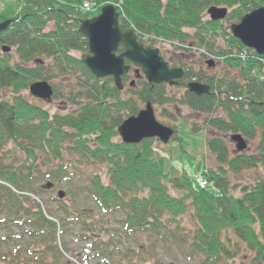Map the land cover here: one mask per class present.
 Here are the masks:
<instances>
[{
	"label": "trees",
	"instance_id": "obj_1",
	"mask_svg": "<svg viewBox=\"0 0 264 264\" xmlns=\"http://www.w3.org/2000/svg\"><path fill=\"white\" fill-rule=\"evenodd\" d=\"M18 1L14 22L0 32V89L10 92L0 99V264H60L62 217L68 212L51 218L28 195L40 179L56 184L67 179L65 151L105 166L107 181L92 176L90 197L102 213L117 216L126 237L141 233L166 239L173 235L171 226H179L187 215L194 228L184 241L202 257L201 264L233 259L242 247L251 256L248 263L239 264H264V178L241 186L237 195L227 178V171L259 168L264 173V57L243 46L228 26L264 7V0L90 1L96 12L112 4L121 30L132 29L143 46L160 52V46L167 45L183 55L194 49L205 65L209 60L219 63L220 71L212 74L167 60L160 52L170 67L184 70L173 85L185 89L180 96L167 93L170 85L142 76L132 87L125 73L123 88H118L111 77L92 75L72 55L87 51L78 26L94 14L81 10L82 0ZM213 6L229 10L223 20L208 18L207 9ZM4 19L0 15V21ZM218 40L222 44H216ZM3 46L13 48L14 54L1 52ZM66 77L72 82L63 91L51 83L53 97L69 104L65 110L50 114L23 94L35 81ZM193 80L208 85V92H190L187 84ZM170 104L205 115L203 128L191 124L194 132L207 129L205 146L216 162L201 171L207 181L204 188L186 173L169 176L162 157L154 155L152 138L137 145L117 138L122 121L146 105L160 107L174 121L175 114L165 108ZM224 134H239L255 143L238 152L230 149ZM9 143L22 155L20 162L4 161L3 149ZM110 253L101 251L103 264H116Z\"/></svg>",
	"mask_w": 264,
	"mask_h": 264
},
{
	"label": "rangeland",
	"instance_id": "obj_2",
	"mask_svg": "<svg viewBox=\"0 0 264 264\" xmlns=\"http://www.w3.org/2000/svg\"><path fill=\"white\" fill-rule=\"evenodd\" d=\"M88 1L91 0L81 1L80 7L82 11H84L82 9L83 4ZM19 7L20 3L18 0H0V15L5 19H12ZM84 12L86 13V11ZM50 27L51 24L49 23L46 29ZM216 44L220 45L222 41L218 40ZM9 51L14 54L13 48L1 52L7 53ZM160 52L165 59L171 58L183 61L193 70H208L212 74L220 71L219 63L213 60L212 67H207L203 58L194 49L183 55L167 45H161ZM72 55L80 59L82 54L72 51ZM126 73L128 74V82L130 80V83L133 82L132 85L130 84L132 87L135 85L136 78L143 75L142 71L133 65H130ZM142 77L144 78V76ZM69 82L72 81L66 77L52 79L48 83L50 85L54 83L58 91H63L64 86ZM121 88H123V85ZM166 90L169 95L180 96L185 89L171 85ZM9 94L8 90L0 89V99L8 98ZM23 94L27 100L48 110L50 114L58 109L62 111L69 107V104L63 100L55 99L53 91L49 99L31 95L29 86ZM123 95L125 96V94ZM155 108L153 110L155 119L168 127L169 125L173 126L170 127L172 134L166 141L156 137L152 138L154 155L162 157L164 171L169 176L175 177L186 173L192 181L193 176L195 178L198 176L202 177V169L216 166L214 156L205 146V140L208 135L207 129L195 132L191 129L192 122H197L203 128L201 122L205 115L199 114L184 105L175 106L170 104L165 108L176 116V119L171 121L168 115L163 114L164 112H162L160 107ZM210 133L213 134L211 131ZM223 137L230 149H234L235 145L230 139V134H224ZM117 138L121 139L120 133ZM145 139L149 138H143L137 143L126 144L137 145ZM245 142L248 148L255 143V141L249 142L247 140ZM3 150L4 161L20 162L22 160V155L11 143L6 145ZM245 150L248 149L246 148ZM62 163L66 165L67 179L60 184L40 179L34 183L32 194L28 195L32 201L40 205L44 214L51 218L60 219L64 211L68 212V217H62L64 218L62 232L64 248L59 257L60 264H103L101 259H104L105 255L101 254V251L104 250L111 252L110 257L116 264H201L202 257L188 246L187 241H184L194 228L193 220L189 216H183L179 226H171L173 235L167 236L166 239L157 238L155 234L148 236L141 233L131 234L126 237L122 234L119 219L115 220L117 216L102 213L90 197V178L92 176L99 174L102 180L107 181L105 166L95 161H83L71 151L64 152ZM41 167L43 170L48 168L46 165ZM227 172L231 188L237 187L235 191L232 190V193L236 195L241 186L250 184L255 178H264V173L259 168L238 173ZM169 190L171 194H176L172 189ZM58 191L62 193L61 197H58ZM25 205L29 206L30 204L27 202ZM90 248L94 249L93 252H88ZM249 256H251L250 252L242 247L240 253L233 259H220L213 264L248 263Z\"/></svg>",
	"mask_w": 264,
	"mask_h": 264
},
{
	"label": "water",
	"instance_id": "obj_3",
	"mask_svg": "<svg viewBox=\"0 0 264 264\" xmlns=\"http://www.w3.org/2000/svg\"><path fill=\"white\" fill-rule=\"evenodd\" d=\"M207 14L213 21L222 20L227 14V8L209 7ZM13 22L14 19L0 21V32ZM229 30L242 45L264 57V7L245 13L238 22L229 26ZM78 32L86 38L87 43V51L81 55L80 61L95 77H111L118 88L122 87L121 76L129 70L130 65L139 68L144 78L151 83L174 85L183 76L181 68L168 66L159 55L158 49L145 47L138 42L132 29L121 30L118 13L112 4L103 5L98 14L82 20ZM119 47L122 50L117 53ZM8 50L7 46L2 47V51ZM207 65L212 66L213 62L207 61ZM187 89L199 95L208 92L209 86L189 82ZM29 91L38 98L49 99L52 94L50 84L42 80L31 83ZM118 130L124 143H137L143 138L153 137L166 141L172 134L169 127L155 119L150 105H146L136 115L124 119ZM230 138L236 151L246 148V142L241 135L232 134ZM61 196L62 193L58 191V197Z\"/></svg>",
	"mask_w": 264,
	"mask_h": 264
},
{
	"label": "built area",
	"instance_id": "obj_4",
	"mask_svg": "<svg viewBox=\"0 0 264 264\" xmlns=\"http://www.w3.org/2000/svg\"><path fill=\"white\" fill-rule=\"evenodd\" d=\"M83 7H84V8H83ZM83 7H82V9H84V11L89 12V11H91V10L93 9V7H94V3H93V2H90V1L85 2V3L83 4ZM194 180H195L196 184H197L199 187H201V188L205 187L206 184H207V181H206L203 177H200V176H198V177L195 178Z\"/></svg>",
	"mask_w": 264,
	"mask_h": 264
},
{
	"label": "flooded vegetation",
	"instance_id": "obj_5",
	"mask_svg": "<svg viewBox=\"0 0 264 264\" xmlns=\"http://www.w3.org/2000/svg\"><path fill=\"white\" fill-rule=\"evenodd\" d=\"M163 58V57H162ZM164 59V58H163ZM165 60V59H164ZM166 61V60H165ZM167 62V61H166ZM169 66V64H168ZM170 67V66H169ZM171 68H179V67H171ZM137 72V71H136ZM143 76V75H142ZM179 79H177L176 83L178 82ZM167 84V83H166ZM168 85V84H167ZM175 85V84H174Z\"/></svg>",
	"mask_w": 264,
	"mask_h": 264
}]
</instances>
